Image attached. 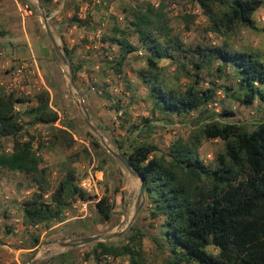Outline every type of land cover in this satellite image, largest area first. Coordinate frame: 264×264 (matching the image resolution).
<instances>
[{
	"label": "rangeland",
	"instance_id": "rangeland-1",
	"mask_svg": "<svg viewBox=\"0 0 264 264\" xmlns=\"http://www.w3.org/2000/svg\"><path fill=\"white\" fill-rule=\"evenodd\" d=\"M147 4L164 8L171 38L182 41L186 49L178 55L177 61L160 62L171 85L185 89L193 83L194 63L207 61L196 53L199 46L247 51L264 60V8L254 15L256 29L237 25L215 32L208 17L193 0H115L104 4L100 0H53L46 9L41 0H12L10 14L14 28L4 27L6 17L0 14V49L4 53L0 87L32 98L43 90L50 92L51 105L60 117L54 127L67 130L72 142L71 139L64 140L59 132L47 125H29L26 129L36 136V147L44 143L40 154L43 166L49 169L51 190L59 186L69 167L76 170L80 186L84 179L93 176L97 188L88 192L93 197L89 200L93 204L87 207V216L83 217L81 213V201H76L66 212L63 222L53 223L51 228L45 225L32 228L24 223L23 203L31 197L35 186L22 174L0 169V264H95L92 251L98 242L75 248L60 244L86 237L116 235L131 223L142 182L110 151L121 155L130 151L132 145L150 144L159 148L153 154L159 156L168 152L174 141L180 137L188 138L194 130L210 122L206 116L201 118L199 111L185 117L174 116L172 122L163 120L159 112L153 116L154 104L148 97V88L138 77L139 71L146 66V51L129 25L133 11ZM73 15L88 19L90 27L72 26ZM23 16L27 19L25 29L29 43L26 40L16 42V38L25 37ZM115 28L126 32L129 42L140 49L127 57L120 74L116 72L121 57L119 46L103 42ZM24 48H28L29 55L18 57ZM65 48L72 52L73 63L82 65L76 74L69 60L66 58V64L62 59ZM33 60L37 62L43 80L15 85L11 65ZM221 64L216 61L205 65L200 81L201 88L216 90L217 115L225 108L235 114L232 118L217 116L216 121L254 129L264 120V105L259 101L253 105L240 104L232 99L225 86L238 85L235 68L231 63L226 64L227 75L220 79L217 69ZM32 105L34 103L17 105V111L23 112ZM85 111L90 125L86 122ZM145 119L153 120V130L148 129ZM3 147L9 153L12 140H4ZM199 152L206 165L216 168L218 156L224 152L223 141L202 138ZM98 195L100 199L104 195L113 199L115 209L109 222H102L97 214L94 201ZM45 198L50 200L49 195ZM145 199L144 195L131 227L143 235L149 264H165L169 249L163 240V219H151ZM129 230L107 242L125 243V239H120ZM34 237H39L40 243L32 249ZM208 250L217 252L213 246ZM103 263L129 264V260L127 257L106 258Z\"/></svg>",
	"mask_w": 264,
	"mask_h": 264
},
{
	"label": "trees",
	"instance_id": "trees-1",
	"mask_svg": "<svg viewBox=\"0 0 264 264\" xmlns=\"http://www.w3.org/2000/svg\"><path fill=\"white\" fill-rule=\"evenodd\" d=\"M41 1L46 9L53 0ZM114 1L100 0V3ZM193 1L208 17L215 32L237 25L256 29L254 15L264 8V0ZM70 23L79 28L90 27L88 19L77 15H73ZM129 25L146 51V66L138 77L148 88V97L154 104L153 116L159 112L163 120L172 122L174 116L185 117L199 111L201 118L206 116L210 120L188 138L174 141L169 151L159 156L153 155L159 148L150 144L132 145L130 151L121 154L143 183L144 204L151 219H163V240L169 249L165 264H264V120L254 129L216 121L217 116L232 118L235 114L225 108L217 115L209 107L217 102L216 90L200 87L205 65L220 61L217 73L222 79L227 75L226 64L231 63L238 85L225 86L231 92L230 97L240 104L253 105L259 101L264 105V60L247 51L199 46L196 53L207 61L194 63V81L182 89L167 82L165 69L160 66L161 61H177L178 55L186 52L182 41L171 38L164 8L152 4L140 6L131 14ZM103 42L120 48L117 74L130 54L140 52L119 28L105 36ZM64 54L75 74L82 69L81 64L73 63L71 51L65 48ZM32 103L25 111H17V105ZM117 110L121 108L118 106ZM59 118L48 90L32 98L0 87V169L22 174L35 186L31 197L23 203L24 223L33 227L51 228L53 223L64 221L74 202L93 198L78 184L77 172L72 167L67 168L56 189L52 191L49 186V169L43 166L40 154L44 143L36 147V136L26 128L47 125L72 142L67 130L54 127ZM152 119L144 120L150 131L154 129ZM202 138L223 141L224 152L218 156L216 168L206 165L200 157ZM4 140H12L9 153L4 150ZM48 195L49 201L45 198ZM96 207L102 222L111 221L115 209L111 197L104 195ZM124 239L126 242L118 245L98 242L92 251L95 264H109L103 261L122 257H127L129 264H149L143 235L135 227L120 240ZM39 243V237H34L32 249ZM212 246L216 253L208 250Z\"/></svg>",
	"mask_w": 264,
	"mask_h": 264
},
{
	"label": "built area",
	"instance_id": "built-area-1",
	"mask_svg": "<svg viewBox=\"0 0 264 264\" xmlns=\"http://www.w3.org/2000/svg\"><path fill=\"white\" fill-rule=\"evenodd\" d=\"M4 58V53L0 49V66L2 64V60ZM12 69V75L14 76V82L15 85L21 84V83H28L31 84L35 79L43 80L41 71L39 70V67L37 65V62L33 60L32 62H22L13 64L10 67ZM219 103H210L209 107L213 108L214 110H217ZM81 188L85 192H91L93 189L97 188V182L96 179L93 176H90L89 178H86L81 183ZM100 200V196L98 195V198L94 201V204H97V202ZM81 213L84 216H87V207L91 204H93L92 201H81ZM38 226H34V228H37ZM33 228V226H32Z\"/></svg>",
	"mask_w": 264,
	"mask_h": 264
},
{
	"label": "water",
	"instance_id": "water-1",
	"mask_svg": "<svg viewBox=\"0 0 264 264\" xmlns=\"http://www.w3.org/2000/svg\"><path fill=\"white\" fill-rule=\"evenodd\" d=\"M54 47H55L56 51H59V48L56 45ZM62 59H63L64 63L68 64V61L66 60V57L64 55H62ZM72 83H74L73 77H72ZM85 113L87 116L86 122L90 125V123L88 121V114L86 111H85ZM110 153L115 158H117L132 175L138 176V173L135 172L134 170H132L130 164L122 155H120L114 151H110ZM143 197H144V186H143V183H141L140 194H139V198H138L137 209H136L135 215H134L131 223L128 225L127 229H125L123 232L116 234V235L109 236V237H101V236L86 237V238H82V239L77 240V241H72V242H68V243H61L60 245L62 247L75 248L77 246L87 245V244H90L93 242H107V241L112 240L113 238H116L118 236H122L124 233H126L129 230V228L132 226L133 222L135 221V219H136V217L140 211L141 201H142Z\"/></svg>",
	"mask_w": 264,
	"mask_h": 264
},
{
	"label": "crops",
	"instance_id": "crops-1",
	"mask_svg": "<svg viewBox=\"0 0 264 264\" xmlns=\"http://www.w3.org/2000/svg\"><path fill=\"white\" fill-rule=\"evenodd\" d=\"M16 1V0H15ZM11 2L12 0H0V14H5V17H6V22H7V25L4 26V27H8L10 29L14 28V23L11 22V17L13 16L12 14H10L12 11H11ZM16 11V10H15ZM16 14H18L16 12ZM23 29H24V32H25V37L21 38H16V42H21V40L24 42L25 40L29 43V36L28 34H26V18L23 16ZM28 24H29V21H28ZM20 27V25H19ZM0 30H1V27H0ZM18 57H22V56H28L29 55V51H28V48H24L22 49L18 54ZM23 58V57H22Z\"/></svg>",
	"mask_w": 264,
	"mask_h": 264
}]
</instances>
